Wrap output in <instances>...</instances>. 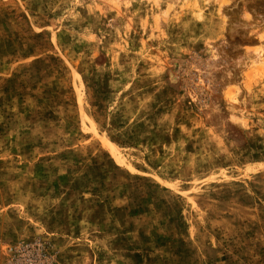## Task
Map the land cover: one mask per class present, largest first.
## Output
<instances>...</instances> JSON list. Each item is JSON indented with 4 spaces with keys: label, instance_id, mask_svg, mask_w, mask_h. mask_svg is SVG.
<instances>
[{
    "label": "rangeland",
    "instance_id": "374dc122",
    "mask_svg": "<svg viewBox=\"0 0 264 264\" xmlns=\"http://www.w3.org/2000/svg\"><path fill=\"white\" fill-rule=\"evenodd\" d=\"M0 264H264V0H0Z\"/></svg>",
    "mask_w": 264,
    "mask_h": 264
}]
</instances>
